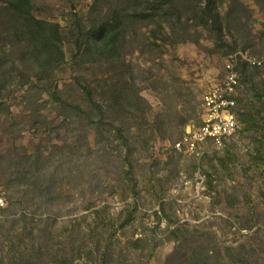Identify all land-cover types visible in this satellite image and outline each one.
<instances>
[{
	"label": "rangeland",
	"instance_id": "1",
	"mask_svg": "<svg viewBox=\"0 0 264 264\" xmlns=\"http://www.w3.org/2000/svg\"><path fill=\"white\" fill-rule=\"evenodd\" d=\"M131 1L129 13L135 15L143 0ZM239 1L250 11V42L242 44L243 50L230 51L232 37H237L232 25L223 23L220 38L215 26L200 18V6L181 18L185 29H179L183 40L177 43L161 17L130 28L117 71L125 88L133 87L145 100L146 110L137 119L123 114L116 119L122 136L132 137L127 156L125 147H119L121 136L113 130L110 145L101 141L85 114L63 132L58 126L65 125L71 111L57 108L51 97L58 90L94 117L96 112L81 100L80 83L88 86L95 102L105 101L100 87L105 88L112 72L106 74L109 66L92 62L90 55L98 38L89 28L100 23L97 8L89 10L93 0H31L32 17L58 26L64 60L44 72L23 65L5 72L12 60H1L0 195L6 206L0 210V264H53V253L65 258V264H165L174 245L169 231L179 225L196 236L205 234L203 240L213 241L210 245L218 247L220 256L230 247L245 253L250 264H264V87L258 89L264 68H250L245 78L235 67L238 111L249 110L253 118L247 125L238 121L222 149L208 145L202 154L189 155L172 148L197 123L201 97L223 79L230 57L264 58V2ZM225 11L226 5L221 6L220 13ZM158 22L164 30L157 28ZM8 41L1 29L0 57L11 46ZM33 114L46 125H33ZM56 127L63 142L55 140L51 129ZM83 140L93 152L89 157L74 150L85 146ZM37 152L43 163L35 176L59 180L50 195L52 210L33 187L16 182L33 177L25 158L33 161ZM36 182L41 186L46 181ZM98 211L102 221L96 218ZM73 229L77 234L70 233ZM137 239L142 243L135 247Z\"/></svg>",
	"mask_w": 264,
	"mask_h": 264
},
{
	"label": "trees",
	"instance_id": "2",
	"mask_svg": "<svg viewBox=\"0 0 264 264\" xmlns=\"http://www.w3.org/2000/svg\"><path fill=\"white\" fill-rule=\"evenodd\" d=\"M253 1H257V3L264 2V0ZM133 2L137 3L138 0H134ZM30 3L31 0H5V3L3 2L2 5H0V30H5L6 38L9 40L8 42H11L9 49L3 52L0 57V67L3 66L2 61L5 60V57H9V59L12 60L11 64L7 66L9 68L6 70L3 68L0 75L3 74L4 70L5 72L16 71L18 67L22 65L25 68H30V70H33V66H36L38 70L44 72L50 68L57 67L64 60L58 26L36 20L32 17L29 9ZM131 3V0H126L125 2H123V0H93V4L89 9L92 12L94 11L93 7L97 8L94 13H98L99 19L97 21L100 22L98 26L92 25L89 28L90 32L95 31L93 33L98 38V40H96L97 43L94 47L92 46L90 52V55L93 56L92 62L100 64V61H103L104 64L109 66L107 67L106 74L112 72V76L105 81V88L100 87L102 93L105 95L104 103L95 102L88 86L80 83L81 85L79 87L82 93L85 94V99L83 97L80 99L82 101L86 100V103L96 112V116H91V114L85 112L78 105H73L76 100L71 101L65 98L58 90H53V93H51V97L55 101L57 108L71 111L64 117L65 125L58 126L63 132H65V126L74 125L76 117L85 114L88 118V127L94 132L95 136H99L101 141H106L107 143L109 141L110 145V141L113 140L110 138V132L115 130L117 135L121 136V144H119V147H125L127 156L131 153L130 139L132 137L122 136L121 128L117 125L116 119L117 117H121L122 114L124 117H128L129 120L137 119L139 118V114L144 116L146 110L145 100L135 92L133 87L125 88V81L123 82L124 77H122L123 74L117 71L122 64L121 56L124 50L123 48H125L126 35L130 32L131 27L137 25L136 22H143L145 20L154 22L158 20L159 17L163 18V24L168 26L170 30L169 37L172 36L173 43H177L183 40V37L181 38V34L178 32L179 29H181V27L185 29L181 24V18L190 16L192 10L194 11L193 8L200 6V18L202 17V20L204 19L205 24H207L208 21L211 22V24L215 26L216 33L220 38L223 23L226 22L232 25L235 31L234 34H237V37H232L233 41L230 46L231 52L238 47L243 50L244 47L242 44H248L250 42L248 36L251 35V29L248 28L250 23V11L239 0H143L141 11L139 13L136 12L135 15L129 13ZM224 5H226V11L221 14L220 8ZM242 19H244L243 22ZM195 20H197L196 14ZM157 26L160 30L165 29V27H163L164 25L161 26L159 22ZM75 28L79 36L81 32L77 27ZM182 34L184 35L185 33ZM231 35L233 36V34ZM91 40L93 41L94 39L91 38ZM163 40H166L164 36ZM76 43H78V40ZM78 48H80V43H78ZM17 53L19 54L18 58H16ZM85 55L84 53L82 57ZM250 68H253L251 69L253 71H259V69L264 68V64L261 67L250 66L237 56L236 71L241 73L242 77L246 78L245 72L250 70ZM2 87L3 84H0V89ZM261 87H264V83L263 86L260 85L258 89ZM238 88H240V83ZM107 92H109V96L106 97ZM74 94L77 96V92ZM237 100L238 98H236V101ZM236 112L238 115L237 120L246 125L249 124L253 118V114L249 110L243 112L238 111V103ZM66 118L68 121H66ZM41 119L42 117L38 114H33V125L44 126L43 124L45 123ZM122 124L124 123L121 121V125ZM159 125L160 123L157 124L156 128L159 127ZM51 130H54L55 140L63 142L62 139H60L58 128L56 127ZM137 139L135 138L133 143L136 142ZM83 142L85 143L83 144L85 145L84 147L80 145L74 150H77L78 153L85 152L86 157H89L93 152L86 146L87 144L84 140ZM125 160L129 161L127 157ZM31 161L32 158L29 156L25 158V162L30 164L29 168L33 169V172L27 170V174L31 173L33 177H31V179L30 177H20L16 179V182L18 185H25L28 188L33 187V193L37 192L36 196L38 198H44L47 207L52 210L54 207V198L50 195L57 189L59 180H55V178L50 180V177L35 176V174L39 172L37 165L43 163V157L40 152L34 154L33 161ZM125 163L127 164V162ZM36 180H41L42 182L45 180L46 182L40 186L37 184ZM91 207V205L87 206L84 210ZM162 209L163 207L161 210ZM100 213L101 211L95 212L96 218L102 221ZM162 215L168 218L163 210ZM48 216L49 214L46 216L47 219H49ZM78 231V229H73L70 233L75 232V234H77ZM169 232L174 245L173 250L165 260V264H250V258L245 253L233 251L230 247L224 249L223 255L220 256L221 252L218 250V247H215L214 244L210 245L211 240L208 243L203 240L205 234H203V236H201V234L196 236V233L193 234V231L190 232L182 225L172 228ZM140 243L142 242L137 239L133 241V246L137 247ZM35 250L40 253L42 249L38 247ZM50 253L52 254L53 252L51 251ZM53 255V264L66 263L67 260L65 258H57L56 253H53ZM102 258H106V255L101 254V259ZM224 258H226V261H224Z\"/></svg>",
	"mask_w": 264,
	"mask_h": 264
},
{
	"label": "built area",
	"instance_id": "3",
	"mask_svg": "<svg viewBox=\"0 0 264 264\" xmlns=\"http://www.w3.org/2000/svg\"><path fill=\"white\" fill-rule=\"evenodd\" d=\"M250 66L261 67L264 58L238 55ZM225 63V76L220 82L212 83L200 100V115L197 123L188 127L172 145L177 152L189 155L202 154V149L211 146L216 150L224 147L226 141L235 135L238 126L236 112L237 74L235 55ZM6 206L0 195V210Z\"/></svg>",
	"mask_w": 264,
	"mask_h": 264
}]
</instances>
